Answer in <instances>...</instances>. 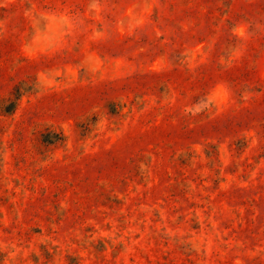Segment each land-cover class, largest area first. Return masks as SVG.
I'll use <instances>...</instances> for the list:
<instances>
[{"label": "rangeland", "instance_id": "374dc122", "mask_svg": "<svg viewBox=\"0 0 264 264\" xmlns=\"http://www.w3.org/2000/svg\"><path fill=\"white\" fill-rule=\"evenodd\" d=\"M0 264H264V0H0Z\"/></svg>", "mask_w": 264, "mask_h": 264}, {"label": "trees", "instance_id": "16d2710c", "mask_svg": "<svg viewBox=\"0 0 264 264\" xmlns=\"http://www.w3.org/2000/svg\"><path fill=\"white\" fill-rule=\"evenodd\" d=\"M50 139L55 142V143H59L62 141V137L60 134H55L52 133ZM245 223H252V220H246Z\"/></svg>", "mask_w": 264, "mask_h": 264}]
</instances>
